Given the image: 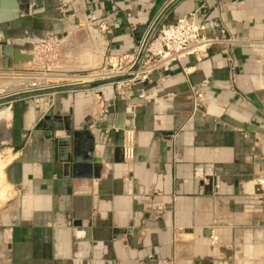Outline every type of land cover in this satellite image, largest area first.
I'll list each match as a JSON object with an SVG mask.
<instances>
[{"label": "crops", "instance_id": "0c3cea01", "mask_svg": "<svg viewBox=\"0 0 264 264\" xmlns=\"http://www.w3.org/2000/svg\"><path fill=\"white\" fill-rule=\"evenodd\" d=\"M19 1L18 19L0 25V42L23 53L38 39L62 46L71 36L86 54L82 68L51 74L56 84L41 83L34 61L4 70L0 56L5 86L29 73L40 80L11 100V113H22L16 132L7 133V121L0 128L14 192L0 207V264H264V0H166L152 20L163 8L164 24L199 11L206 37L222 27L242 42L213 45L200 63L189 57L136 84L154 85L143 103L132 91L120 98L106 81L76 78L97 67L96 36L115 54L133 53L156 0ZM192 87L204 95L200 104ZM51 106L62 117L73 110L78 149L93 142L101 158L97 178L74 177L71 162L56 159L52 135L29 127ZM121 110L132 127L131 160L115 146ZM225 119L255 129L227 128Z\"/></svg>", "mask_w": 264, "mask_h": 264}, {"label": "built area", "instance_id": "2783aa9c", "mask_svg": "<svg viewBox=\"0 0 264 264\" xmlns=\"http://www.w3.org/2000/svg\"><path fill=\"white\" fill-rule=\"evenodd\" d=\"M162 15L163 13L157 15L147 25L144 35L137 41L136 48L131 54H115L99 36L92 39V46L100 58L97 67L86 70L79 78L106 81L115 86L117 96L129 97L131 88L137 81L138 84H147L153 74L166 73L174 63H180L189 57L200 63L213 45L220 44L231 50L233 46L242 42L231 35H226L222 27H218L215 36L206 37L203 14L199 11L184 14L170 24L161 22ZM97 28L101 34L109 31L104 21H100ZM48 44L49 42L45 40L40 42L39 39L29 44L27 48L31 50L32 60L28 63L32 61L39 63L43 54L51 49ZM50 56L53 57V54ZM41 64L44 65L43 62ZM44 68L45 65L41 69L42 77L51 78L49 77L51 71L47 67ZM26 78L33 77L30 74ZM192 91L195 105L200 104L204 99L202 91L198 87H192ZM126 155L127 147L123 144L124 158H127Z\"/></svg>", "mask_w": 264, "mask_h": 264}, {"label": "water", "instance_id": "95a60500", "mask_svg": "<svg viewBox=\"0 0 264 264\" xmlns=\"http://www.w3.org/2000/svg\"><path fill=\"white\" fill-rule=\"evenodd\" d=\"M166 0H156L151 11L150 20L147 25L150 23L152 18L157 14V11L161 8L163 3ZM19 0H0V25L6 24L11 21L17 20L19 17L20 3ZM164 9V8H163ZM163 9L159 14L163 13ZM147 25H143L146 28ZM28 50V51H27ZM23 53L20 49L13 48L11 45L0 42V56H1V67L2 69H10L13 65L19 63H28L32 60L31 50L27 49ZM18 81V82H17ZM16 83L12 85L5 86L3 88L4 94L0 96L1 99L9 98L12 96H21L25 93L33 92L34 87L40 83L38 79H19ZM41 83H56L53 79H41ZM138 84V81L135 82ZM154 85L146 86L142 89H137L135 86L131 88L133 92L132 99L135 100L136 103H143L144 100L141 96L143 93L147 92ZM25 88V89H23ZM3 91H0V95H2ZM260 100L264 99V94L259 97ZM196 109H200V107L196 106ZM73 114V110H69V114L65 117H62L61 114L56 113L54 107L51 106L48 109H39L35 113V117L33 119L32 125L29 126L31 129L35 131H44L47 134L52 135V147L55 153L56 159L60 162L72 164L73 176H83L85 178H97L99 173L97 171L100 166L101 158L98 156H93L92 154L97 148L94 146L93 142H89V144L85 148L78 149L77 146V136L78 133L75 131V128L71 125V115ZM125 117V112L123 110L119 111L116 117V123L114 125L115 128V146L123 152V141H124V131H130L132 129L130 124H124L123 119ZM228 127L232 128L230 125H234L236 128L244 129V130H253L255 126L248 125L246 123H237L230 121V119H225ZM88 125L93 124V120L90 118L86 119ZM28 130V129H26ZM30 130V129H29ZM26 131L24 132L25 135ZM136 152L135 150L133 151ZM86 155V156H85ZM81 166H84V171L77 175L78 170H80ZM89 168H92L89 171ZM264 169V166H263ZM209 188H212L213 179L212 177H208ZM76 227L79 226L78 223H75ZM126 233V241L129 243L130 235L132 233L131 229L127 228ZM202 234L204 236L209 237L211 231L207 228L202 229Z\"/></svg>", "mask_w": 264, "mask_h": 264}, {"label": "rangeland", "instance_id": "374dc122", "mask_svg": "<svg viewBox=\"0 0 264 264\" xmlns=\"http://www.w3.org/2000/svg\"><path fill=\"white\" fill-rule=\"evenodd\" d=\"M73 39H75V37L74 38L71 36L68 37V40L70 42L69 43L67 42V44H63L62 46H60L59 44L54 43V42L49 43L48 45L51 49L49 51H47V53L45 52L43 54V57L39 61V63L34 62L35 63L34 66L35 67L38 66V67H40V69H42V66L45 65V68L47 67L51 71V74H53L59 70L76 71L77 69L82 68V66L80 65V63H82V61H80V59L84 57L86 52L83 51L84 47H81L82 45L79 44L77 41H74ZM84 45H85V43H84ZM26 46L27 45L24 44V51L27 48ZM86 47H87V44L85 45V48ZM50 54H53V57H51ZM89 55H90V53H89ZM99 58L100 57L98 55L97 60H99ZM41 62H43L44 65H42ZM26 64H28V63H26ZM26 64H24V67H27ZM28 67H31V65H28ZM23 77L26 78L27 76H23ZM39 79H41V78H39ZM46 79H54L57 82V77L56 78H54V77L46 78ZM0 80L2 82L4 81L2 79H0ZM16 81H17V79H15L13 81V84L16 83ZM58 81H59V79H58ZM4 83H5V81L3 82V84ZM59 88H61V86ZM27 94L28 93H25L23 95H27ZM16 97H18V96H12L9 98L1 99L0 100V111L4 110L7 106H10V104L12 102L11 100H14ZM21 114H22L21 109L15 108L12 111L9 118L6 119L7 122H5V123H6V127H7V133H10L11 129H14L16 132V126H18L19 124L22 123L21 122ZM14 117L16 120L14 119ZM14 126H15V128H14ZM8 160L9 159L7 157H5L4 155H0V199H1L0 200V207L2 205H4L5 202L8 201V199H10L14 195L13 187H8V185L6 184V182H7L6 177L3 174V167L5 166V164Z\"/></svg>", "mask_w": 264, "mask_h": 264}, {"label": "bare ground", "instance_id": "6f19581e", "mask_svg": "<svg viewBox=\"0 0 264 264\" xmlns=\"http://www.w3.org/2000/svg\"><path fill=\"white\" fill-rule=\"evenodd\" d=\"M28 51V50H27ZM20 66V65H19ZM29 74H31V73H29ZM39 74V73H38ZM12 76V75H11ZM24 76V75H23ZM73 77V76H72ZM15 79V78H14ZM22 79V78H21ZM77 80H78V78H76ZM75 79V80H76ZM54 80V79H53ZM58 80V79H57ZM76 80V81H77ZM79 80H85V78H79ZM55 81V80H54ZM4 82V81H3ZM3 82L0 80V91H3L4 89L3 88H5V85L3 84ZM11 82V81H10ZM9 82V83H10ZM7 83V82H6ZM56 84V83H55ZM8 86V85H7ZM57 86V85H56ZM3 94H4V91H3V93H2V95H0V96H3ZM10 113H11V107L10 106H7L4 110H2V111H0V128L2 129V127L4 126V122L6 121V118L10 115ZM26 115L29 117L30 116V113L29 112H27L26 113ZM28 117H26V118H28ZM133 134L130 132V131H127V133H126V138H125V141H124V144H125V146L127 147V155H126V157H127V159H129V160H131V158H132V156H133V143H134V141H133Z\"/></svg>", "mask_w": 264, "mask_h": 264}]
</instances>
